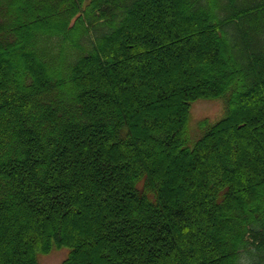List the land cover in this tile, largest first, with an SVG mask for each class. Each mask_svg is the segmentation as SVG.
Wrapping results in <instances>:
<instances>
[{"label":"trees","instance_id":"obj_1","mask_svg":"<svg viewBox=\"0 0 264 264\" xmlns=\"http://www.w3.org/2000/svg\"><path fill=\"white\" fill-rule=\"evenodd\" d=\"M61 248L264 264V0H0V264Z\"/></svg>","mask_w":264,"mask_h":264},{"label":"rangeland","instance_id":"obj_2","mask_svg":"<svg viewBox=\"0 0 264 264\" xmlns=\"http://www.w3.org/2000/svg\"><path fill=\"white\" fill-rule=\"evenodd\" d=\"M223 115H224V103L222 99H199L195 101L192 104L191 120L189 125V131L193 139H196L199 136L196 135V133L198 130V123L200 121L204 119H208L211 122H216L220 120L223 117ZM227 141H229L228 138ZM95 212L96 211L93 212L94 215H96ZM93 214L91 215L92 217L94 216ZM68 254H69L68 248L54 249L48 254L41 255L39 262L40 264H61L67 258ZM242 257L245 261L249 260L245 254H243Z\"/></svg>","mask_w":264,"mask_h":264}]
</instances>
